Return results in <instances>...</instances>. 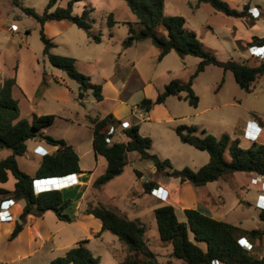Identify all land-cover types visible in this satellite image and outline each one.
I'll use <instances>...</instances> for the list:
<instances>
[{"label":"rangeland","instance_id":"1","mask_svg":"<svg viewBox=\"0 0 264 264\" xmlns=\"http://www.w3.org/2000/svg\"><path fill=\"white\" fill-rule=\"evenodd\" d=\"M19 1L32 7L39 14L43 12L48 3V0ZM67 1L60 0L57 5L65 6ZM164 1L165 13L184 16L186 26L196 32L202 45L218 59L225 61L233 58L251 66L258 65L264 60L261 58L263 54L254 56L250 53L248 44L249 39L252 40L253 36H260L256 35L260 33V27L254 29V25L247 27L238 23L239 26L236 28V18L215 11L208 3L197 4V0ZM225 1L230 5H237L240 2L242 4L241 0ZM246 1L250 4L251 9L259 5L264 12V0ZM85 5L94 8L90 33L75 24L58 25L50 29L51 31H56L57 28L63 29L52 38L56 46L51 51L75 57L78 60L79 71L88 75L92 83L102 85L103 99L96 100L92 90L87 92L84 99L85 105L79 103L77 97L73 101L71 96L69 102L71 110L84 111L87 108L95 114L104 113L116 103L106 96L116 95L119 97L120 94L124 100L119 107L121 113L128 115L131 122L139 125L141 135L149 136L152 139L150 152L157 154L162 159L168 158L173 167L177 169L187 166L197 170L209 161V153L206 150L198 149L181 141L175 131L179 124L195 125L197 127L195 133L199 136L212 133L216 136L227 134L231 140L239 138L240 145L243 147L251 146L254 141L264 143V134H258L254 125H251L250 131H247L249 128L246 130V125L243 128V136L249 139L248 141L243 138L242 129L235 124L236 119H240L239 117H251L252 114L254 116L264 115V76L255 81L252 92H247L239 86L231 70H224L218 65L210 64L193 79V89L199 96L197 106L191 105L187 100L180 99L177 95H169L165 103L157 104L147 112L140 108L141 100L145 97L155 98L157 93L163 91L173 79L189 80L197 69L200 57L195 55L181 57L172 50L159 61L160 49L149 38L138 41L134 46L125 49L122 42L128 35L129 27L124 21L136 20V16L130 10L126 0L81 1L74 5L73 12L81 13ZM243 6L241 7L243 8ZM111 12L118 22L109 27L107 19ZM253 18L255 17L253 16ZM244 19L251 20V18ZM0 21L4 23L7 30H12V24L18 25L17 30H12L13 33L5 31L4 52L0 57V68L2 73H12V75L17 69L19 82L16 84L18 83L19 87H14L13 95L18 99L21 115L31 119L34 114L55 113L57 109L53 108V104L40 99L39 102H35L30 95L39 73L46 72L50 75V70H55L64 74L77 94L79 92L78 83L70 79L64 71L54 67L43 55V42L40 38L39 23L36 18L25 13L12 0H0ZM249 21L242 22L252 23ZM258 24L262 25L260 21ZM111 32L112 35H110ZM94 34L100 37L99 42L93 39L92 35ZM259 50L264 51V48ZM109 79L115 80L117 85H123L120 93L119 90L109 87L107 82ZM56 82H60V80ZM44 87L41 82L40 89L42 90ZM38 96L39 94L36 95V100ZM71 114L74 123L58 120L54 125L46 127L45 131L57 138L75 141L79 146V151L82 152L83 148L89 145L92 133L83 124L86 122L80 113L77 114L73 111ZM111 127H113L112 132L115 137L119 135V131H122L121 122L109 124V130ZM256 135L257 139H255ZM28 147V151L24 155L18 156L17 159L23 171L34 174L40 165L42 154L51 152L54 147L43 139L29 140ZM39 147L42 148L39 149ZM43 148L46 150H41ZM11 153L10 148L0 147V160ZM85 156L88 155L83 154V158ZM141 161V164L151 163V166L154 165L150 159H141ZM128 168L125 169L120 179L108 187L111 188V193L130 188L131 191L138 192L143 188L138 177ZM152 173L150 168L146 169L148 178L154 177V173ZM256 176L255 173L239 171L233 177L221 178L207 183L206 186H198V202L201 207H203L202 204L209 207L212 213L217 212L215 218L235 223L247 229L264 228V221L259 217L261 206L257 203L260 195L264 194V191L261 190L264 176L262 181L254 182L252 179ZM50 185L42 184L43 187ZM92 187L96 188L94 185ZM150 192L152 193L153 189ZM63 193L74 199L73 206L67 210L74 215L71 222L59 219L53 210H45L35 213L23 231L16 238L9 240V235L14 229L15 222L19 219V211L22 210L23 204V202L14 201V205H11V216L0 218L3 226L0 237V254H6V259L27 254L10 261V264H49L53 258L65 254L80 240L88 239L87 245L93 251L94 256L100 258L97 264H121L122 259L128 253L127 247L121 243L116 234L109 230L102 231V222L98 217L86 216V214H93L89 212V209L99 201L95 202L97 199L93 198L87 205H81V202L75 200L76 189L72 188L71 190L70 188L68 192L64 191ZM170 199L166 191L163 200L168 202ZM136 204L140 207L142 201L136 202ZM262 204L264 206V203ZM32 214L33 212H31ZM178 214L180 219H184L182 211H178ZM145 223L147 242L156 255L155 264H160V262L166 264L169 258L174 260L173 264H185L181 259L172 257L170 243L160 240L155 216L147 217ZM250 241L253 243L251 252L259 258H264V238Z\"/></svg>","mask_w":264,"mask_h":264},{"label":"trees","instance_id":"2","mask_svg":"<svg viewBox=\"0 0 264 264\" xmlns=\"http://www.w3.org/2000/svg\"><path fill=\"white\" fill-rule=\"evenodd\" d=\"M12 1L25 13L36 18L43 42V55L54 67L66 72L69 78L79 84L77 98L83 101L87 92L92 90L97 100L103 99L102 85L92 83L88 75L79 71L75 57L51 51L56 43L45 33L43 27L48 20L67 19L90 33L94 8L85 5L81 13H74V5L83 0H68L65 6L57 5L60 0H48L43 12L39 14L19 0ZM126 3L135 14L136 20L124 21L129 27L128 35L122 42L125 49L149 38L160 49L159 61L172 50L181 57L186 55L200 57L197 69L189 80L173 79L155 98H143L139 103L143 110L148 112L155 105L164 103L169 95H177L180 99L197 106L199 96L193 89V79L210 64L231 70L239 86L247 92H252L255 81L264 76V60L258 65L251 66L233 58L225 61L218 59L202 45L196 32L186 26L184 16L165 13L164 0H126ZM201 3H208L215 11L227 16L253 18L248 3L242 9L230 5L225 0H197V4ZM117 22L113 13H109L107 25L112 27ZM112 34L111 32L110 35ZM92 37L96 42L100 41L98 35L94 34ZM263 43L264 38L258 36H253L248 42L250 46H260ZM54 79L59 81L57 77ZM42 83L44 86L49 84L46 72L43 73ZM15 85V75L6 78L0 84V147L12 150L10 155L0 160V182L8 180L9 171L16 178L12 190L0 186V205L10 199L25 201L9 240L14 239L23 229L32 207H36L40 213L53 210L59 219L71 222L74 215L67 210L73 206V199L65 196L59 188L36 193L33 181L36 177L66 176L81 171L80 156L75 146L64 138H57L45 132V128L54 122L56 115L34 114L31 119L21 116L18 99L13 95ZM88 118L93 128L95 153L107 160L104 172L93 183L97 188L123 173L129 162L128 153L131 151H135L140 159L152 160L157 170L155 175L177 177L181 182L187 181L193 186H203L221 178L227 179L239 171L264 176V143L258 141H254L249 147H243L239 138L231 140L227 134L216 136L212 133L199 136L195 133L197 131L195 125L179 124L175 131L181 141L206 150L209 153V161L197 170L187 166L177 169L168 158L162 159L150 152L152 139L140 134L137 123L124 129L126 140L109 143L106 141V137L111 134L108 125L118 123L114 115L109 113L103 117L96 115ZM31 139H43L56 147V150L42 154L40 165L34 174L23 171L17 159V156L27 152V142ZM135 172L140 176L139 170ZM154 185L155 180L143 181L146 192H150ZM89 212L102 221V231L109 230L116 234L127 247L128 253L121 264H155L156 255L147 242L146 225L139 219L128 218L102 202L90 208ZM183 213L185 217L180 219L176 207L171 203L162 204L154 209L160 240L172 245V255L175 258L181 259L185 264H264V258H259L240 242L242 238L263 239L264 228L247 229L215 218L195 207L185 208ZM259 217L264 221V208L260 209ZM87 242L88 239L80 240L65 254L53 258L49 264H97L100 258L94 256Z\"/></svg>","mask_w":264,"mask_h":264},{"label":"crops","instance_id":"3","mask_svg":"<svg viewBox=\"0 0 264 264\" xmlns=\"http://www.w3.org/2000/svg\"><path fill=\"white\" fill-rule=\"evenodd\" d=\"M83 1H86V0H83ZM241 1H242V4H240L241 3L240 2L237 5H232V4L231 5L234 7H237L238 9H242L241 6L245 5L248 2L246 0H241ZM77 3H79V2H77ZM248 5L250 6L249 3H248ZM90 7H93V6H90ZM257 9L260 11V16L258 18L257 17H255L253 19L251 18L250 21L252 23L242 22V21H249V19L236 18L235 27L237 28V26H239L238 23L242 24V25H246L247 27H248V25H254L253 26V27H255L254 29H257L258 27H260L261 28V30L259 31L260 33H258L256 35H260L258 37L264 38V12H263V9L259 5L257 6ZM259 21L262 24L261 26L258 24ZM244 23H246V24H244ZM71 24H73V23L67 19L48 20L44 23L43 27H44V31L46 32V34L49 37L53 38V37L57 36L58 33L62 32V30H63L62 28H57L56 31H51L50 29L53 26H58V25L70 26ZM5 31H9V32L13 33L12 30H10V29L7 30V28L4 27V23H2L0 21V57H1V55H3V52H4L3 46H4L5 36H6ZM235 31H237V29ZM252 35H254V34H252ZM252 35H251V37H252ZM249 40H251V39H249ZM135 44H133L132 46H134ZM132 46H130V47H132ZM130 47H128V48H130ZM128 48H126V49H128ZM49 74L50 75H48V73H47L49 84L46 85L41 90L40 85H41V82L43 79V72L39 73V76L36 78L37 79L36 84L33 86V89L30 92L31 93L30 95H32V99L35 102H39V99L45 100V101L49 102L50 104H53V106H54L53 108L57 109V111L54 113L56 115V118L51 125H54L56 123V121H58V120H64L66 122L74 123L72 120L73 115L71 113L73 111H75V112H77V114L78 113L81 114V116L84 118V121L86 122V124L85 123H83V124L86 127H88V129L92 133V135L90 136L91 141H90L89 145H87L85 148H83L82 152L79 151V146L75 141L74 142L71 140L68 141L69 143H72L75 146L76 150L79 153L81 171L79 173L72 174V176H69L70 179H67L66 183L63 181H60L58 178H56V180H55L56 181V186H55L56 188L61 189L63 192L64 191L68 192L70 190V188H71V190H72V188H74L77 191V193H76L77 195L75 196L76 197L75 200L81 202V205H85V204L87 205L90 200L95 198V200L97 199V201H95V202H98V201L102 202L106 206L115 209L120 214H124L128 218H131V219H139L144 224H146L145 221H146L147 217H149L150 215H152V216L154 215V209L156 207L162 205V204H165V203L173 204L176 207L177 212L178 211L183 212V210L185 208L195 207V208H198L199 210H201L202 212H204L208 215H211L213 217L216 216L215 214H218L217 212L212 213L211 209L209 207L207 208V206H205L204 204H202L203 207H201V204L198 202V194H197V187L198 186H193L191 183H189L187 181L181 182V180L177 177L171 178V177H165L162 175H159V176L155 175V166L154 165L151 166V163L150 164H144V163L141 164L142 161L135 151H131L128 153L129 162L125 166V169H127L129 167L128 169L131 172H133L134 175L136 177H138L140 183H142V187H143V181L155 180V185L152 187V189L153 188L158 189L159 187L164 189V192L162 193L161 196H157L156 191L152 192V193L146 192L144 187L141 188L138 192L131 191V188H130V189H128L129 190L128 193H127L128 190L117 191V192L111 193L110 192L111 188H108V187L110 185H112V183H114L116 180L120 179V177L124 173L125 169H124L122 174L111 179L110 181H108L103 186H101L99 188L96 187L94 189L92 187V185H93L95 179L100 174H102L104 172V170L107 166V160L105 159L104 156L97 155L95 153V150L93 147V128L88 123V116L98 115L100 117H103L109 113H112L114 115V117L116 118V120H118V123L126 120L131 125V124H133V122H131L129 120L128 115H123L120 111L119 107L122 104V102H124V100L120 97V94H119V97H117L116 95H107V96L105 95L106 97L109 96L116 103L111 109H107L106 111H104V113L95 114V113L90 112L87 108H86L87 110L85 109L84 111H79L77 109L71 110L72 108L69 105L70 98L72 96L73 97L72 100L74 101V99L77 97V93L73 89V86L69 83V81H67L64 74L58 73L55 70H50ZM13 75L16 76V82H19V77L17 76V69H15V74H13ZM13 75H12V73L11 74L2 73V70L0 68V84H2L6 78L13 76ZM55 77H57L60 80V82H56L54 79ZM107 82L109 84V87H111L112 89L119 90V93L121 92L120 89L122 88L123 85L115 84V80H112V79L107 80ZM15 86L19 87L18 83ZM37 94H39V96H38V99L36 100L35 97ZM77 101L79 103H81L82 105H85L84 99H83V101H81V99L78 98ZM41 114H45V113H41ZM134 116H135V113H134ZM263 117H264V115L263 116H254L253 114L251 115V117H246V118L245 117H239L240 119H236L235 124H236V126H238L239 128L242 129V136L244 133L243 128L245 127V125H247L248 121H251V122L254 121V123L256 122L258 126H261L262 127L261 134H264V118ZM78 124H80V123H78ZM250 129H251V127L248 129V131H250ZM260 135H259V137H260ZM114 138L119 139L117 141L126 140V136L124 134V129H122V131H119V135H117L116 137L114 136ZM243 138H244V136H243ZM244 139H246V138H244ZM246 140L249 141V139H246ZM28 142H29V140H28ZM53 147L54 148L52 151L56 150V147L55 146H53ZM40 148H42V147H39V149ZM41 150H46V149L43 148ZM83 154L88 155V156L87 157L85 156L83 158ZM147 168H150V171L154 173L153 178L147 177V175H146V169ZM135 170H139L141 172L140 176H138V174L135 172ZM11 177H14V175L9 171L8 172V180L6 182H0V186L4 187L6 189L12 190L14 188L16 178L14 177L12 179ZM10 178H11V181H9ZM42 184L46 185L45 183H41L39 185V188H37V190H45V189H50L51 187H54V185H52V184L48 187H43ZM203 186H206V185H203ZM166 191H167V194L171 198L170 201H168V202L166 200H163L164 193H166ZM125 194L127 195L126 197H125ZM67 197H70V196H67ZM167 200H169V199L167 198ZM18 201L20 203L23 202V204H22V210H23V207L25 205V201L24 200H18ZM135 201L136 202L142 201V205L140 207H138V205L136 204ZM12 206L9 209L10 211H11ZM22 210L19 211V215L22 212ZM83 210H85V209H83ZM146 214H148V215L146 216ZM34 215H35V213H33L32 215L30 214L28 216L27 222L24 225L23 229L25 228V226L29 222H31ZM86 216L96 217L93 214H86ZM2 227L3 226L1 225V220H0V237H1V233H2ZM23 229L19 232V234L23 231ZM146 233H147V231H146ZM25 255H27V254H21V255H17L15 258L6 259V254H0V264H10V261L16 260L17 258H21ZM172 257H174V256H172ZM173 261L174 260L169 258V259H167L166 264H173ZM160 264H162V262H160Z\"/></svg>","mask_w":264,"mask_h":264},{"label":"built area","instance_id":"4","mask_svg":"<svg viewBox=\"0 0 264 264\" xmlns=\"http://www.w3.org/2000/svg\"><path fill=\"white\" fill-rule=\"evenodd\" d=\"M250 11H251V13H252V15L254 16V17H257V16H259L260 15V11L257 9V7H255L254 9H251L250 8ZM18 29V25L17 24H12V30H17ZM264 48V43L262 44V45H260V46H258V45H254V46H250L249 47V51H250V53H252V54H254V56L256 55H262L263 57H261V58H264V51H261V50H259V49H263ZM261 53V54H260ZM251 125H254V127L257 129V133L258 134H260L261 133V131H262V127L261 126H258L257 125V123L255 122L254 123V121L253 122H251V121H248L247 122V125H246V130H247V128L249 127H251ZM128 126H130V124H129V122L128 121H122L121 122V128L122 129H125V128H127ZM112 128L113 127H111L110 128V132H111V134H109L107 137H106V141L107 142H112V141H114V134H113V132H112ZM248 131V130H247ZM246 131V132H247ZM258 138V136H256V138L255 139H257ZM254 140V139H253ZM262 175H257L255 178H253L252 180H254V182H257V181H262ZM162 189H161V187H159L158 189H155V188H153V192H155L156 191V195L157 196H161L162 195V193L164 192V191H162L161 193L159 192V191H161ZM261 190H263L264 191V182H262V185H261ZM160 194V195H159ZM258 205H260L261 207L260 208H264V206H263V204L262 203H264V194H262V195H260V197H259V199H258ZM14 204V200H12V199H10V200H7V201H5L4 203H2L1 205H0V218H5V217H9V216H11V212H10V210H9V208L11 207V205H13ZM240 242H241V244H242V246L243 247H245L247 250H250L251 251V249L253 248V243L250 241V240H248L247 238H242L241 240H240Z\"/></svg>","mask_w":264,"mask_h":264},{"label":"water","instance_id":"5","mask_svg":"<svg viewBox=\"0 0 264 264\" xmlns=\"http://www.w3.org/2000/svg\"><path fill=\"white\" fill-rule=\"evenodd\" d=\"M69 176H72V174H69L66 176L36 177L34 178L33 185H34V188L36 189H37V186L40 185L41 183H45L49 185L52 184L56 186V181H55L56 178L66 183L67 179H70ZM31 211L36 214L39 213V210L36 207H32Z\"/></svg>","mask_w":264,"mask_h":264},{"label":"clouds","instance_id":"6","mask_svg":"<svg viewBox=\"0 0 264 264\" xmlns=\"http://www.w3.org/2000/svg\"><path fill=\"white\" fill-rule=\"evenodd\" d=\"M74 174V173H73ZM53 189H58V188H53ZM45 190H49V189H45ZM34 191L36 192V193H38V192H41V191H44V190H37L36 188H34Z\"/></svg>","mask_w":264,"mask_h":264},{"label":"bare ground","instance_id":"7","mask_svg":"<svg viewBox=\"0 0 264 264\" xmlns=\"http://www.w3.org/2000/svg\"><path fill=\"white\" fill-rule=\"evenodd\" d=\"M56 180V179H55ZM163 191V189L161 191H159L160 193Z\"/></svg>","mask_w":264,"mask_h":264}]
</instances>
